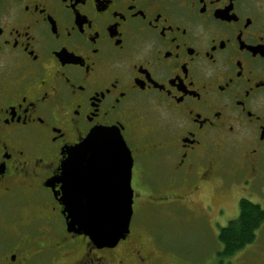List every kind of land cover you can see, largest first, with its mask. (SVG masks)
<instances>
[{
    "label": "flooded vegetation",
    "instance_id": "flooded-vegetation-1",
    "mask_svg": "<svg viewBox=\"0 0 264 264\" xmlns=\"http://www.w3.org/2000/svg\"><path fill=\"white\" fill-rule=\"evenodd\" d=\"M99 127L131 152L132 207H186L217 175L251 200L264 0H0V264H150L131 224L112 247L66 229L60 166Z\"/></svg>",
    "mask_w": 264,
    "mask_h": 264
},
{
    "label": "rangeland",
    "instance_id": "rangeland-1",
    "mask_svg": "<svg viewBox=\"0 0 264 264\" xmlns=\"http://www.w3.org/2000/svg\"><path fill=\"white\" fill-rule=\"evenodd\" d=\"M226 178L224 182L217 175L201 186L198 195H193L196 203L192 201L186 207L154 204L155 201H149L147 189H137L148 200L133 206L130 224L134 235L139 234L141 249L150 264H216L215 254L221 250L217 240L219 228L237 217L239 197L243 195L230 181L231 177ZM160 192L154 189V194ZM249 196L264 208V189ZM130 254L123 258L126 264H130ZM223 259L224 264H264V222L253 242Z\"/></svg>",
    "mask_w": 264,
    "mask_h": 264
},
{
    "label": "water",
    "instance_id": "water-1",
    "mask_svg": "<svg viewBox=\"0 0 264 264\" xmlns=\"http://www.w3.org/2000/svg\"><path fill=\"white\" fill-rule=\"evenodd\" d=\"M132 156L116 127H99L70 147L57 180L68 232L112 247L129 232L133 214Z\"/></svg>",
    "mask_w": 264,
    "mask_h": 264
},
{
    "label": "trees",
    "instance_id": "trees-1",
    "mask_svg": "<svg viewBox=\"0 0 264 264\" xmlns=\"http://www.w3.org/2000/svg\"><path fill=\"white\" fill-rule=\"evenodd\" d=\"M237 217L230 219L225 226L219 228L217 240L221 250L220 258H229L247 244L254 241L257 230L264 222V208L249 199L239 201Z\"/></svg>",
    "mask_w": 264,
    "mask_h": 264
}]
</instances>
